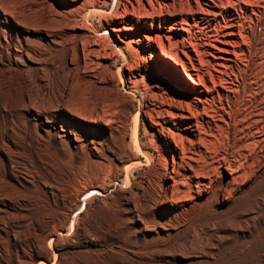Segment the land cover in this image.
I'll return each mask as SVG.
<instances>
[{"label": "bare ground", "instance_id": "1", "mask_svg": "<svg viewBox=\"0 0 264 264\" xmlns=\"http://www.w3.org/2000/svg\"><path fill=\"white\" fill-rule=\"evenodd\" d=\"M263 17L0 0V264H264ZM95 69L114 94L86 115L71 87Z\"/></svg>", "mask_w": 264, "mask_h": 264}, {"label": "rangeland", "instance_id": "2", "mask_svg": "<svg viewBox=\"0 0 264 264\" xmlns=\"http://www.w3.org/2000/svg\"><path fill=\"white\" fill-rule=\"evenodd\" d=\"M256 19H257L256 17H253L254 22L257 21ZM258 27H257V32L261 33L262 28L264 27V17L259 19V26ZM188 66L190 67V65H188ZM180 71L182 73L181 69H180ZM113 72H115V69H113ZM202 72L204 73L203 74L204 78L206 77L205 79H208L207 72L205 70H202ZM183 76L185 77L184 74H183ZM185 79H187V78L185 77ZM108 87H109V81H108L107 75L106 74L104 75V73H102V72L99 73L96 69H95V73L92 74V77L85 76V75L80 74V73H76L74 76V81H73L72 87H71L70 101H72V104H74L73 106L76 107V109H78L79 106H80L79 109H82V107L84 105V109H86L87 111H85V110L83 111V109H82V111H80L78 109V111L81 113L83 112L82 114L85 113L87 115L89 113L88 111H91V110L93 112L96 111L97 109H99L101 107V104H102V102H104V100H108L109 97L113 96L112 94H114V93L110 92ZM121 93H122V90H121V86H120V94ZM99 102H100V104H99ZM92 111H91V113H92ZM91 113H90V115H91ZM135 175L137 176V174H135ZM122 179H123L122 177L118 178V179L114 178L113 181L117 182L119 184V183H121ZM98 198H99L98 195H95L94 197L91 195H87L86 198H83L81 200L82 202L76 208L73 216H77V214H78V215H81V217H83L84 215L82 212H84V214H85L86 209H92L93 206L97 203ZM75 252H76V249L65 248L62 251V254L71 255Z\"/></svg>", "mask_w": 264, "mask_h": 264}]
</instances>
